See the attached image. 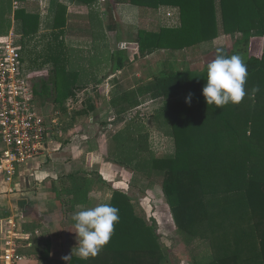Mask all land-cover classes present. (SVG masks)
I'll use <instances>...</instances> for the list:
<instances>
[{
    "label": "trees",
    "instance_id": "1",
    "mask_svg": "<svg viewBox=\"0 0 264 264\" xmlns=\"http://www.w3.org/2000/svg\"><path fill=\"white\" fill-rule=\"evenodd\" d=\"M13 1L17 4L13 19L21 36L22 68L52 69L49 79L29 77L31 92L34 97L45 90L52 92L53 103L64 110V101L74 97L79 87L76 80L72 81L77 72L69 69L70 52L63 37L66 7L59 4L51 32L39 34L38 8L25 0ZM78 1L89 7L98 3ZM109 2L135 6L140 14L166 12L169 17V25H161L154 17L143 23L137 37L139 57L157 50L194 51L200 44L234 33L260 31L264 38V0ZM250 41L236 42L231 54L223 49L228 56L239 54L247 64L245 90L252 101L248 109L243 108V101L223 108L207 105L202 90L210 62L197 79L190 70H164L137 87V94L147 97L132 106L142 100L162 101L156 115L160 117L158 122L169 127L173 154L156 156L149 150L145 128L131 124L112 138L113 153L118 157L115 163L128 167L147 186L160 185L183 243L187 247L206 245L203 250L211 252V257L204 259V264H264V44L246 53L241 47ZM113 57L115 69H119L124 57ZM256 87L260 91L253 95ZM78 113L81 117L86 114ZM93 185V180L75 174L59 179L60 204L64 208H90V195L100 197V193H91ZM106 203L119 209V222L109 243L94 258L84 261L74 255L66 264H166L154 226L128 193L113 189ZM35 243L40 261L48 260V246Z\"/></svg>",
    "mask_w": 264,
    "mask_h": 264
},
{
    "label": "crops",
    "instance_id": "2",
    "mask_svg": "<svg viewBox=\"0 0 264 264\" xmlns=\"http://www.w3.org/2000/svg\"><path fill=\"white\" fill-rule=\"evenodd\" d=\"M25 1L35 4L39 10L41 23L39 34L51 32L57 6L62 4L66 7L63 37L70 52L69 69L77 72L72 81L76 80L79 87L78 90L76 88L74 90L75 96L63 103V106L66 104L67 107V112H63L64 117L61 120L64 142L60 143L61 139L56 140L49 148L50 165L37 168L39 162L28 164L20 170L15 184L12 185L4 183L0 176V220L13 217L16 219L22 234L25 235L24 241L19 242L18 251L27 259L26 264H64L63 257L69 255L72 249L74 256L77 245L72 216L86 207L84 205L74 208L62 207L57 194L58 180L70 174L93 181L95 179L91 193L101 195L99 194L98 198L90 195L89 206L94 207L108 202L112 191L104 198V190L97 187L98 179L100 177L105 181L112 173L113 177H116L119 169L108 159L104 146H108L110 141L112 143V138L117 134L125 132V127L131 124L128 123V118L126 119L130 112L135 109L141 110L154 102L148 100L145 105L141 102L140 105L133 107L136 100L146 98L147 95L139 96L138 86L132 87V84L151 82L159 72L173 70L176 61L181 63L180 66L183 62L184 69L192 72L186 62L191 59L186 54L189 51L193 52L194 57L191 58L199 59L202 44L194 51L157 50L146 57H139L137 37L143 20L135 6L111 5L109 0H98L92 7L78 0ZM14 3L13 0H0L2 11L0 38L5 37L3 36L5 34L7 36L10 28L16 25L13 19ZM107 27L112 30H108ZM123 44L124 48H120ZM115 54L118 56L122 54L124 57L119 69H115L117 65L113 57ZM156 55H164L165 60L162 61L160 71H157L154 64L153 57ZM184 69L181 68V71ZM25 71L28 77L46 76L49 79V72L50 78L53 77L52 69L48 66ZM52 95V92L45 90L39 97H35L40 100V109L45 113H50L46 111L45 100L50 99ZM126 97L128 101L124 100ZM49 103L52 104L53 110L59 107L53 100ZM80 111L87 115L79 116ZM76 127L81 131L74 133ZM91 130L93 133H89ZM158 130L148 134L149 150L154 151L155 147L166 149L168 144L174 149L173 139ZM10 188L13 189L12 193H9ZM1 240L0 235V254L3 250ZM34 241L36 245L42 243L44 247L48 246V260L40 261V253L37 247H33Z\"/></svg>",
    "mask_w": 264,
    "mask_h": 264
},
{
    "label": "rangeland",
    "instance_id": "3",
    "mask_svg": "<svg viewBox=\"0 0 264 264\" xmlns=\"http://www.w3.org/2000/svg\"><path fill=\"white\" fill-rule=\"evenodd\" d=\"M34 7L37 8L35 4H34ZM141 15H142L141 19L143 20V23L146 21L148 24L152 20V19L150 20L149 17L151 18L154 17L156 18V20L158 18L157 22L161 23V25H169V23H167L169 21L167 20V18L169 17L166 16V12L157 13L154 16H151L147 13L146 14L142 13ZM142 25L143 24L141 22L140 26L142 27ZM11 30H15V26H12L9 32ZM3 36H6V34ZM262 37L263 36L260 31H251V33H248V34L234 33L231 35H225L222 37H218L212 42L203 43L200 46V54H199L200 58L199 59L198 58L192 59L191 57H194V53L190 51L187 52L186 55L191 60L186 61V62H188L187 64L189 65V67L192 70V73L194 74L193 77L197 79L203 73L205 64L214 60L216 56L217 48L226 49L227 52L231 54V49H233L234 51L236 50V48H234L236 42L243 41L249 38L251 40L250 43L249 44L246 43L245 45H242L241 47L244 51H246V53H249L250 51H252L253 47H254V50H258L260 46H263L264 38ZM259 38H262L263 40H261L260 42ZM170 56H174V55L170 54ZM163 57L164 55H156L155 57H153L154 64L157 68V71H160L162 69V63H163L162 61L164 59ZM177 63L178 61H176L175 63L177 66L174 64V68H173L174 71H181V68L184 69L185 65L183 62H182V66L179 65L181 63H178V64ZM49 78H50V72H49ZM135 85L140 86V85H144V83L132 84V87ZM246 93L247 94L242 101H243V108L248 109L252 101L250 100L249 92H246ZM53 99H54V95H52L50 99L45 100L47 112L48 111L52 112L54 110H59V109H60L59 111L61 112V114L63 112H67L66 104L64 105V110L60 106L56 107L58 109L53 110L52 104L49 103L50 101L52 102ZM147 101L148 100L146 101L142 100L141 101L143 103L142 105H145ZM36 102L40 106L41 103L38 98H36ZM161 104H162V101L158 100V101L152 102L151 104L147 105L143 109L141 108V110L135 109L127 115L126 119L128 118L127 119L128 123H131V124L133 123L134 126L136 127L145 128L143 131L144 133L146 130H148V132L146 131V133L149 134V132L159 129L160 132H163L166 136L170 138L171 134H170L169 127H166L165 125L161 124L162 122H158V119H160V117L157 115L155 116L157 110L161 107ZM141 114L143 115L141 116ZM63 117H64V114L62 115V119ZM80 131L81 130L79 128L77 127L74 128V133L75 132L78 133ZM89 133H93V131L91 130L89 131ZM57 135L58 136L56 139L58 141L59 139H61L60 143H63L64 142L62 140L63 135L61 133ZM109 140L110 139H108V141ZM53 143L49 144V148L52 146ZM107 145L108 146H104L105 154L107 155L108 159L112 162L113 166H115V168H118L119 171L116 174V177L115 176L113 177L114 173H112V176H109L107 180L105 181H103L102 178L99 177L98 182L100 186H98L99 185L98 184L97 187H102V189L104 190L103 197L107 198L108 196L107 194H109V192L112 191L113 189H121L128 193V195L132 198L133 202L137 204L138 207L142 210V212L144 213L149 223L154 226L159 236V242L162 247L163 255L165 256L166 264H196V263L204 264L205 261L203 260L209 259L211 257V252H204L203 247L206 245H196V246L187 247L183 243V240L178 234L176 227L174 225L170 208L168 204L166 203V200L163 196L160 185L147 186V183H145L144 181L142 180L139 181L138 179H136V177L132 175V172L131 170L128 169V167H122L118 165L117 163H115V161L118 160V157H116L113 153V143H111L110 141V143ZM170 145L171 144L166 145V149H161V148L157 149V147H155V150L152 152L156 156L169 155L173 153V150H174L172 149V147H170ZM41 161L42 162L38 163L37 168H40L43 166H49L51 159L50 157H45ZM66 263L67 262L64 261V264ZM23 264H26V263H23Z\"/></svg>",
    "mask_w": 264,
    "mask_h": 264
},
{
    "label": "built area",
    "instance_id": "4",
    "mask_svg": "<svg viewBox=\"0 0 264 264\" xmlns=\"http://www.w3.org/2000/svg\"><path fill=\"white\" fill-rule=\"evenodd\" d=\"M16 8L14 3L13 10ZM20 38L14 30L0 38V176L8 185L15 184L22 168L50 157L49 144L62 133L61 112L45 113L31 92L29 77L21 65ZM0 235V262L26 263L18 251L25 235L14 217L0 220Z\"/></svg>",
    "mask_w": 264,
    "mask_h": 264
},
{
    "label": "clouds",
    "instance_id": "5",
    "mask_svg": "<svg viewBox=\"0 0 264 264\" xmlns=\"http://www.w3.org/2000/svg\"><path fill=\"white\" fill-rule=\"evenodd\" d=\"M247 77V64L239 54L228 56L222 48H217L214 60L206 67V84L202 94L207 105L223 108L230 103L239 104L247 94L245 90ZM259 91V87H256L252 93L254 95ZM72 220L77 240L75 255L87 261L96 257L109 243L114 226L119 222V209L110 203H100L77 211ZM72 256L73 249L63 259L68 262Z\"/></svg>",
    "mask_w": 264,
    "mask_h": 264
}]
</instances>
